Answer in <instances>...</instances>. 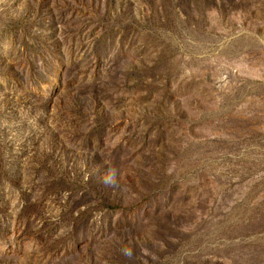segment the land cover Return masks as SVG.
<instances>
[{
	"label": "rangeland",
	"instance_id": "rangeland-1",
	"mask_svg": "<svg viewBox=\"0 0 264 264\" xmlns=\"http://www.w3.org/2000/svg\"><path fill=\"white\" fill-rule=\"evenodd\" d=\"M0 264H264V0H0Z\"/></svg>",
	"mask_w": 264,
	"mask_h": 264
},
{
	"label": "clouds",
	"instance_id": "clouds-1",
	"mask_svg": "<svg viewBox=\"0 0 264 264\" xmlns=\"http://www.w3.org/2000/svg\"><path fill=\"white\" fill-rule=\"evenodd\" d=\"M107 185H116L117 184V172L115 170H109V172L105 175L104 181ZM124 254L127 256H131V251L128 249L124 250Z\"/></svg>",
	"mask_w": 264,
	"mask_h": 264
}]
</instances>
